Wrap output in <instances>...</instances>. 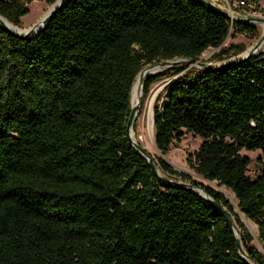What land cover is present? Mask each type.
<instances>
[{"label": "trees", "instance_id": "trees-1", "mask_svg": "<svg viewBox=\"0 0 264 264\" xmlns=\"http://www.w3.org/2000/svg\"><path fill=\"white\" fill-rule=\"evenodd\" d=\"M32 1L0 0V16L19 27ZM230 29L256 34L193 0H66L32 38L0 26V264H264V170L249 177L240 154L264 158V53L184 73L152 108L156 150L166 155L185 133L199 137L189 166L236 205L151 156L160 174L225 209L242 250L221 213L160 181L127 133L140 71L198 60ZM162 75L143 79V97ZM236 209L257 226L262 251Z\"/></svg>", "mask_w": 264, "mask_h": 264}, {"label": "rangeland", "instance_id": "rangeland-1", "mask_svg": "<svg viewBox=\"0 0 264 264\" xmlns=\"http://www.w3.org/2000/svg\"><path fill=\"white\" fill-rule=\"evenodd\" d=\"M257 8L254 11H251V16L261 17L264 19V0H256ZM28 14L21 18L20 28L21 29H29L34 24H36L47 12V10L51 7L45 0H33L30 4H28ZM256 28L255 36L247 35V34H236L233 36L232 29L229 30V34L223 40L220 47L218 49H207L204 51L200 57L199 62L205 64L209 67L217 66L227 60H235L243 55L246 51H248L262 36L264 30L263 27L259 24H252ZM235 46L237 50H242V52L238 55H233L229 59L224 60V54L220 56V59L223 60H214L213 56L218 54L220 50H227L231 47ZM264 53V42L258 49V53ZM147 67V66H145ZM144 67V68H145ZM183 67L184 69L178 74L173 73V71L178 68ZM143 68V69H144ZM158 72L153 73L163 74L167 73L169 76H160V78L153 84L151 87L150 93L146 96H142V86L140 88L139 93V104L137 107V114L134 121V129L132 130V139L137 142L145 152H147L151 156L160 157L164 160L168 165H170L175 171L186 174L193 178L196 181H199L209 187L221 192L234 206L236 205V201L234 199L233 194L223 186H218L216 182H208L201 179L197 176L192 168L188 164V158L198 149L201 139L199 137L193 136L192 133H185L184 137L180 142L174 143L169 152L166 155H161L154 146V138L150 135L149 125L151 124V120L149 119V114L152 111L154 104L163 98L166 87L169 83L176 79L178 76L183 75L184 73H191L192 71L196 72L198 70H202V66H198L197 64L189 65L187 62H179L176 64H169L166 66L157 67ZM143 83V82H142ZM241 155H244L249 158L250 163L248 165L247 175L251 178H254L262 170H264V158L260 151H246L241 150ZM160 173V172H159ZM162 176V175H161ZM168 177V176H167ZM169 180H174V177H168ZM179 181V180H178ZM167 183V182H165ZM237 211V209H236ZM237 214L239 218H241L245 227L248 229L249 233L253 237L252 245L259 251H261V245L257 238V227L254 223L250 222L246 218L243 217L238 211ZM256 229V230H255Z\"/></svg>", "mask_w": 264, "mask_h": 264}, {"label": "water", "instance_id": "water-1", "mask_svg": "<svg viewBox=\"0 0 264 264\" xmlns=\"http://www.w3.org/2000/svg\"><path fill=\"white\" fill-rule=\"evenodd\" d=\"M193 1H196V2L200 3L201 5L205 6L206 8H208V9H210L212 11H215L217 13H220V14L224 15L227 18H230L228 12H226L225 10H223V9L213 5V4H211L207 0H193ZM65 2H66V0H56L51 5V7L47 10V12L44 14V16L36 24H34L29 29H21L20 27H17L15 25L9 23L7 20H5L1 16H0V26L2 28H4L8 33H10V34H12L14 36L20 37L22 39L32 38L33 36L38 34L45 27V25L50 21L52 16L61 8V6H63V4ZM1 19H4L5 21H7L10 25H12L13 28L9 27ZM233 21H238V22L247 23V24L264 23V19L263 18L255 17V16H247V17L237 18V19L234 18ZM263 42H264V32H263L261 38L248 51L243 53V55L241 57H239V58H237L235 60H230L229 59V60H227V61H225V62H223V63H221V64H219L217 66H214V67L206 66L205 64L200 63L199 60L176 59V60H172V61H162V62H159V63H156V64L147 65V67L142 69L140 72L149 71V70H151L153 68H157V67H160V66H166V65H169V64L173 65V64H176V63H179V62H187L189 65L197 64L198 66H202L203 67L202 70H220V69H224V68H229V67H231V66H233L235 64L244 62V61L250 59L252 56L258 54V49L260 48V46L262 45ZM150 75H153V74L152 73H146V74H142L139 77V80H138L139 93H140V88L142 86L143 79L145 77H147V76H150ZM138 104H139V97H138L136 103L134 105H131V110H130L129 117H128V122H127V133H128V136H129V139H130V143L133 146V148L146 159V161L148 162V165L150 166V168L152 169V171L154 172V174L156 175V177L160 181H164V182H168V183H175L177 185H180V187L187 188L189 190L197 192L207 203H209L214 209L219 211L221 213V215L225 218L226 222L228 223L229 228L231 229L233 235L235 236V241H236L237 248L239 250H242V245H241V242H240V239H239V235L237 234V230L235 228L234 222H233L232 218L229 216V214L225 211V209H223L218 203H216L202 189L194 187V186L186 184V183L174 182L172 180H167L163 176H161V174L159 173V169L155 165V162L153 161V158L151 157V155H149L147 152H145L143 147H141V145H139L137 142H135L132 139V126H133V123L135 121V117H136V114H137ZM150 118H151L150 120H151V129H152V123H153L152 111L150 113ZM154 146H155V144H154Z\"/></svg>", "mask_w": 264, "mask_h": 264}, {"label": "built area", "instance_id": "built-area-1", "mask_svg": "<svg viewBox=\"0 0 264 264\" xmlns=\"http://www.w3.org/2000/svg\"><path fill=\"white\" fill-rule=\"evenodd\" d=\"M211 4L228 12L230 22L234 18L251 16V11L255 7L252 0H207Z\"/></svg>", "mask_w": 264, "mask_h": 264}, {"label": "bare ground", "instance_id": "bare-ground-1", "mask_svg": "<svg viewBox=\"0 0 264 264\" xmlns=\"http://www.w3.org/2000/svg\"><path fill=\"white\" fill-rule=\"evenodd\" d=\"M5 24H7L9 27L13 28L12 25H10L7 21H5L4 19H1ZM259 25H261L263 27V30H264V23H259ZM158 70V68H153L149 71H145V72H140L136 79H135V82L133 84V87L131 89V97H130V101H131V105H134L139 97V84H138V80H139V77L142 75V74H146V73H156ZM149 119L150 118V114H149ZM149 128H150V135L151 137H153V130L151 129V124L149 125ZM256 230V229H255Z\"/></svg>", "mask_w": 264, "mask_h": 264}]
</instances>
